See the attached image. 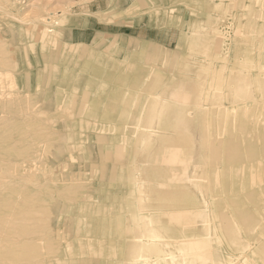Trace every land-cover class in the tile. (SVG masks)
Masks as SVG:
<instances>
[{"label": "rangeland", "instance_id": "374dc122", "mask_svg": "<svg viewBox=\"0 0 264 264\" xmlns=\"http://www.w3.org/2000/svg\"><path fill=\"white\" fill-rule=\"evenodd\" d=\"M263 48L264 0H0V264H130L174 134L150 115L211 76L187 208L220 264H264Z\"/></svg>", "mask_w": 264, "mask_h": 264}, {"label": "bare ground", "instance_id": "6f19581e", "mask_svg": "<svg viewBox=\"0 0 264 264\" xmlns=\"http://www.w3.org/2000/svg\"><path fill=\"white\" fill-rule=\"evenodd\" d=\"M216 8L217 6H215ZM262 50L264 51V48ZM261 53L262 51H259L258 55L260 56ZM257 71L258 69L253 72L258 73ZM255 77L260 84L257 74ZM203 79L191 83L190 95L189 92H185V95L182 94L183 97L179 98L178 93L174 91L170 99L160 100L163 105L159 111L154 108L155 112L150 115V121L158 118L160 123L165 128H171L174 134L163 136L160 145L158 142L156 144L150 143L146 149L150 164H146L143 169H146L151 182L157 181L159 186L164 185V187L162 190L155 191V196L150 197V199L159 202L156 209L147 213L140 211L132 213L134 220L131 231L140 230L141 233L133 237L135 239L131 245L133 254L131 261H129L130 264H163V261L167 262L166 264L221 263L215 253L208 248L210 240L208 234L206 236L202 232H195L194 228L198 227L197 222L200 218L203 220L205 218H202V210L191 211L187 208L189 202L194 201V198L188 190L184 189V181L191 161L188 150L190 148V155H193L195 149V142L190 138L192 132L190 128L191 117L187 109L192 106L196 111L195 114L207 110L208 104L212 102L209 98L211 88L217 83L214 76ZM167 84L170 87L175 85L174 82ZM176 87L179 88V86ZM225 90L231 101L235 103V107H240L241 105H237L232 99L238 96L232 92L231 87L228 88L227 86ZM222 95L223 91L216 96L215 101L220 96L222 99ZM169 105L172 106V111H166ZM208 110L210 109L208 108ZM166 113L169 114L165 117ZM170 141L177 142L180 147L171 148ZM158 150L162 153V158L157 156ZM162 172H164L163 175H161ZM206 227L203 226L202 228Z\"/></svg>", "mask_w": 264, "mask_h": 264}]
</instances>
